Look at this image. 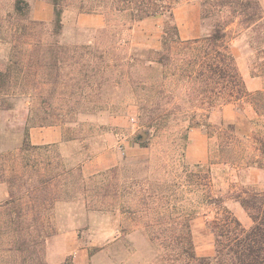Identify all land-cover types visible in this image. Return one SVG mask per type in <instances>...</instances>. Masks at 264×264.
Listing matches in <instances>:
<instances>
[{"label":"rangeland","instance_id":"obj_1","mask_svg":"<svg viewBox=\"0 0 264 264\" xmlns=\"http://www.w3.org/2000/svg\"><path fill=\"white\" fill-rule=\"evenodd\" d=\"M15 1L0 0V17L13 11ZM25 1L44 33L22 37L21 43L40 41L56 50L19 51L15 58L7 43L10 37L0 42V71L13 73L9 94L0 95V264H180L175 234L181 215L191 216L195 255L210 257L215 243L208 222L218 208L198 204L207 195L221 198L250 229L253 221L236 196L263 190L264 169L219 163L211 153L216 139H209L200 126L187 132L182 145L179 139L187 123L180 121L187 116L180 108L188 97L170 76L173 69L165 73L148 62L153 57L149 51L162 47L167 18L133 22L128 13L111 10L108 0H68L61 34L52 37L45 33L55 21L53 5L48 0ZM202 1L180 0L174 9L178 29L177 9L199 5V27L204 35L211 31L213 22L201 18ZM38 2L51 5V18L45 12L36 14ZM229 30L247 90H264V76H253L255 63L264 75V54L257 55L251 47L252 31L235 23ZM162 83L167 86L159 98L155 87ZM157 99L171 102L170 111H157L156 116L172 122L161 130L146 124L153 116L150 100ZM207 114L211 125H235L246 153L258 155L253 139L258 116L251 103L217 107ZM33 130H58L63 138L24 150L25 140L35 146ZM198 164L212 178L205 191H199L189 175ZM151 193L168 202L158 210L169 217L164 222L155 221L156 210L147 197ZM11 194L19 203L10 206V212L1 205ZM9 215L28 223L12 225ZM17 231L21 237H33L25 252L10 251Z\"/></svg>","mask_w":264,"mask_h":264},{"label":"trees","instance_id":"obj_2","mask_svg":"<svg viewBox=\"0 0 264 264\" xmlns=\"http://www.w3.org/2000/svg\"><path fill=\"white\" fill-rule=\"evenodd\" d=\"M48 1L54 7L55 21L52 30L47 31L45 35L58 37L62 30L63 7L68 6V0ZM87 1H92V4L102 0ZM179 2L180 0H108L111 10L128 13L133 22H141L147 18L159 16L167 18L164 25L162 47L159 51H149L153 57L148 59V62L151 66L157 65L164 69L165 73L166 69H173L170 76L188 97L183 108H180L187 116L186 119L180 121L184 124L187 123L179 139L182 145L184 146L187 140V132L191 128L200 126L205 128L209 139H216V148L211 153L219 163L232 165L243 163L248 167L256 166L264 169V90L255 93L247 90L229 38V27L234 23L245 30H251V47L257 55L264 54V7L260 0H203L201 2V18L211 20L213 22L212 29L203 37L183 40L174 19V9ZM43 33V24L32 17L31 7L25 0H16L13 11H8L4 17H0V42L4 41L3 36L5 39L10 37L11 40L7 43L12 44V57L18 58L19 51H24V53L34 51V49L46 52L55 51L53 46H41L40 41L36 44L29 41L21 43L22 37L32 38ZM18 43H21V46ZM256 59L258 60L259 57L257 56ZM261 59H263L261 70L264 73V57ZM258 69L255 63L253 76L263 77L264 75L259 73ZM12 74L10 69L0 71V95L9 94ZM166 86L162 83L155 87V93L159 98L163 97L165 93L163 89L165 90ZM162 102L164 103L161 106ZM245 102L251 103L258 116L256 125L259 129H257V135L253 136L256 144L255 149L258 152L255 157L246 153L248 147L238 136L235 125L225 123L211 125L207 121V113L212 109L228 105L242 107ZM170 104V101L162 99L150 100V113L153 116L146 123L149 128L161 130L172 125L168 117L156 116L157 111H170L168 107ZM174 108L175 104L171 109ZM200 110L207 113H199ZM23 145L24 150L40 148L32 146L26 140ZM194 168L196 171L190 172L189 175L194 179L198 190L205 191L212 183L210 173L199 164ZM11 182L12 180L9 181V183ZM10 197L11 199L1 205V208L7 207V210L11 212L10 206L15 204L14 207H16L19 199H14L12 194ZM147 197L152 200L151 203L156 210L155 221H166L169 217L158 211L168 204L163 195L151 193ZM236 198L249 213L253 226L246 229L223 206L221 198L207 195L198 204L218 208L212 222H208V227L214 234L215 254L210 257L195 255L190 226L191 216L181 215L180 229L175 234L176 242L180 248V264H264V189L243 191ZM9 223L23 226L28 223V219L9 215ZM20 233L17 231L18 238L13 242L10 251L16 249L25 252L26 247L34 243L31 234L29 235L30 239H27L26 236L21 237Z\"/></svg>","mask_w":264,"mask_h":264},{"label":"crops","instance_id":"obj_3","mask_svg":"<svg viewBox=\"0 0 264 264\" xmlns=\"http://www.w3.org/2000/svg\"><path fill=\"white\" fill-rule=\"evenodd\" d=\"M262 6L264 7V0H260ZM191 11L194 13L193 17L186 12ZM35 12L39 16L41 12H45L48 18H51L53 15V10L51 5L45 4L43 2H38L35 5ZM200 13V6L199 5H191L189 8H181L177 9L176 15L177 19L180 23L179 26V33L184 40H193L204 36V32L199 27V22L197 20V16ZM185 14V16H184ZM82 20V18H80ZM182 21V22H181ZM62 133L61 131H36L33 130L31 132V142L35 146H40L46 143H59L62 141Z\"/></svg>","mask_w":264,"mask_h":264}]
</instances>
